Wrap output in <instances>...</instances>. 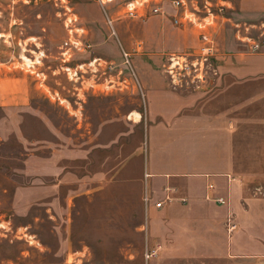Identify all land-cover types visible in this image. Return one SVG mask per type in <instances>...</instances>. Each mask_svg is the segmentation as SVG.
I'll use <instances>...</instances> for the list:
<instances>
[{
    "label": "rangeland",
    "instance_id": "rangeland-1",
    "mask_svg": "<svg viewBox=\"0 0 264 264\" xmlns=\"http://www.w3.org/2000/svg\"><path fill=\"white\" fill-rule=\"evenodd\" d=\"M174 1L0 0V264H264V75L221 88L223 63H264L242 57L264 52V0ZM221 157L251 211L206 257L146 172H203L172 182L205 201Z\"/></svg>",
    "mask_w": 264,
    "mask_h": 264
},
{
    "label": "crops",
    "instance_id": "crops-1",
    "mask_svg": "<svg viewBox=\"0 0 264 264\" xmlns=\"http://www.w3.org/2000/svg\"><path fill=\"white\" fill-rule=\"evenodd\" d=\"M243 58L248 57H261L264 58V52L250 54V56H242ZM241 64H228L227 62L223 63L225 66L221 68L222 77V86L221 88H228L233 83L239 84L243 82L245 79L250 77H257L260 75H264V63H260L258 65H252L243 63ZM231 65V67H230ZM221 90V89H220ZM224 91V90H221ZM225 93V91H224ZM223 94V93H222ZM193 96L189 99L191 103H198L200 100L199 94H192ZM219 103V101H218ZM227 110H216L214 112H208V115L211 114V117H218L223 115ZM230 111V110H229ZM217 115V116H213ZM196 126H199L196 124ZM213 128H221L220 124H212ZM218 150H223V148H218ZM216 166H222L219 170H214L212 172H206V174H220V176H216L215 184L212 189L209 190L204 195L205 201L199 200L200 194L197 191L198 185L196 184L192 188H186L182 185V183H176L175 180L178 178V175H200L204 174L199 171H190V172H178L174 171H165L161 168H158L155 163L148 162V167L151 164L154 168L146 172V176L150 178V176L159 177V176H170L169 181L165 180L164 184L161 182H156L152 187L150 186V192L153 194L151 197L158 209H164L162 214L164 215V219L168 220L169 217H173L176 212L182 217V222L185 223L193 231H200V237L204 240V253L201 256L206 257H222L228 255V252L233 250H237L236 244L230 243L227 236V231L230 230V220H238V216L245 214L246 211H251V202L249 200L245 201L244 191L242 182L234 181L235 172L233 171V165L223 157L219 158V160L210 159ZM214 166V165H213ZM232 167V168H231ZM229 168V169H227ZM177 175V176H176ZM175 177V178H173ZM196 176L195 178H197ZM170 184H173V188L176 189L174 197L168 196V192H171L169 188H172ZM175 186V187H174ZM164 189V190H163ZM186 189V192H184ZM215 190V191H214ZM167 194L165 195V192ZM185 194L190 195L192 201L189 205L181 204L177 202L181 200L185 202ZM215 194L219 198H225L227 200L226 204H221L215 201L217 199ZM161 195V196H159ZM173 201V203H171ZM255 203L254 200H251ZM162 203V204H161ZM255 204H253L254 208ZM200 211V212H199ZM159 213V212H158ZM160 214V213H159ZM158 214V215H159ZM225 214V216H223ZM230 216V219H228ZM227 218V219H226ZM237 222V221H236ZM234 229V228H231ZM224 232V233H223ZM200 249L202 251V244H200ZM232 253V252H231ZM235 253V252H233ZM238 253V252H236Z\"/></svg>",
    "mask_w": 264,
    "mask_h": 264
},
{
    "label": "built area",
    "instance_id": "built-area-1",
    "mask_svg": "<svg viewBox=\"0 0 264 264\" xmlns=\"http://www.w3.org/2000/svg\"><path fill=\"white\" fill-rule=\"evenodd\" d=\"M174 3L175 5L179 6L181 2L176 0L174 1ZM215 49H216L215 43L210 38V36L203 34L202 43L199 45V49L196 50L195 52V56L197 57L200 56L201 58L198 59L197 57H195L196 60L195 66L198 67V69H202L203 65H205L209 57H213L216 54ZM203 60H204V64H203ZM219 201H223V199H220Z\"/></svg>",
    "mask_w": 264,
    "mask_h": 264
}]
</instances>
